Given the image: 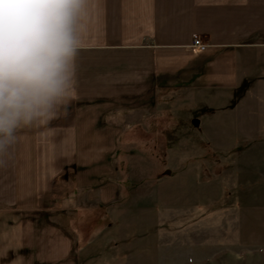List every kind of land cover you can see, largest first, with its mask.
I'll return each instance as SVG.
<instances>
[{
  "label": "crops",
  "instance_id": "crops-1",
  "mask_svg": "<svg viewBox=\"0 0 264 264\" xmlns=\"http://www.w3.org/2000/svg\"><path fill=\"white\" fill-rule=\"evenodd\" d=\"M197 35L205 47L192 52ZM191 97L240 131L239 160L264 162V0H91L75 98L21 129L0 166V264H78L77 211L89 228V209L119 200L120 139ZM254 171L259 180L240 181L253 195L236 229L241 246L261 248L264 168Z\"/></svg>",
  "mask_w": 264,
  "mask_h": 264
},
{
  "label": "rangeland",
  "instance_id": "rangeland-1",
  "mask_svg": "<svg viewBox=\"0 0 264 264\" xmlns=\"http://www.w3.org/2000/svg\"><path fill=\"white\" fill-rule=\"evenodd\" d=\"M199 101L159 106L144 132L143 122L128 128L114 158L123 162L118 202L89 209V228L77 211L86 241L78 264H264V247L241 246L236 229L253 195L240 181L251 171L259 180L254 168L264 162L239 160L243 146L231 142L240 131L215 102L206 111Z\"/></svg>",
  "mask_w": 264,
  "mask_h": 264
},
{
  "label": "clouds",
  "instance_id": "clouds-1",
  "mask_svg": "<svg viewBox=\"0 0 264 264\" xmlns=\"http://www.w3.org/2000/svg\"><path fill=\"white\" fill-rule=\"evenodd\" d=\"M91 0H0V166L76 95Z\"/></svg>",
  "mask_w": 264,
  "mask_h": 264
},
{
  "label": "built area",
  "instance_id": "built-area-1",
  "mask_svg": "<svg viewBox=\"0 0 264 264\" xmlns=\"http://www.w3.org/2000/svg\"><path fill=\"white\" fill-rule=\"evenodd\" d=\"M205 47L203 41L201 40L200 36H195L193 38L192 43L188 46L189 50L192 52H199Z\"/></svg>",
  "mask_w": 264,
  "mask_h": 264
},
{
  "label": "water",
  "instance_id": "water-1",
  "mask_svg": "<svg viewBox=\"0 0 264 264\" xmlns=\"http://www.w3.org/2000/svg\"><path fill=\"white\" fill-rule=\"evenodd\" d=\"M167 172H169V171H167Z\"/></svg>",
  "mask_w": 264,
  "mask_h": 264
}]
</instances>
